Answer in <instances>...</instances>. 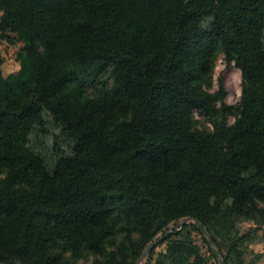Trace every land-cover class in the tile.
I'll use <instances>...</instances> for the list:
<instances>
[{"label":"trees","instance_id":"1","mask_svg":"<svg viewBox=\"0 0 264 264\" xmlns=\"http://www.w3.org/2000/svg\"><path fill=\"white\" fill-rule=\"evenodd\" d=\"M0 13L23 43L18 73L0 55V262L69 264L123 234L104 264H137L162 233L155 264H210L188 225L169 226L192 217L236 248L238 223L264 224V0H0ZM219 47L245 79L239 117L196 130L194 109L218 114L196 79ZM45 110L75 142L53 170L28 145Z\"/></svg>","mask_w":264,"mask_h":264},{"label":"rangeland","instance_id":"2","mask_svg":"<svg viewBox=\"0 0 264 264\" xmlns=\"http://www.w3.org/2000/svg\"><path fill=\"white\" fill-rule=\"evenodd\" d=\"M2 13H0L1 20ZM23 43L16 38V34L11 30H0V55L4 58L3 71L5 75L18 73L20 62L18 52ZM103 81L111 82L109 72L103 74ZM197 85L204 91L216 96L215 106L218 114L215 116L208 115L200 109H194L193 127L196 130H212L213 122L223 117L231 124L239 117V107L242 98V92L245 85L241 68L234 58H229L224 50L219 47L209 59L208 65L197 72ZM87 92L93 94V89L87 87ZM231 107L224 111V107ZM45 125H35L29 135L30 149L39 155L45 162L49 170H53L57 159L61 155L73 153L75 142L73 138L66 135L62 127L54 120L52 114L48 111L43 112ZM184 219L179 221L178 225L171 224L168 232H172L176 226L188 225L189 230L196 244L202 252L209 258L210 264H220L210 255L209 239L201 231L194 220H188L183 225ZM178 229V227H176ZM238 237L247 234L245 241L234 247L233 236L223 237L216 235L219 247H215L220 252L221 258L228 257L229 264H264V258H258L259 254L264 255V224L258 225L252 221L238 223ZM123 239V234H119L106 244L105 254H98L91 251H85L80 255H74L72 252L67 253L69 264H104L109 259V254L116 251L117 244ZM155 239H159L157 245L146 257L140 260V264H155L159 253L167 249L168 241H163L162 233H159ZM206 239V240H205ZM211 245V244H210ZM145 252V251H144ZM143 252V253H144ZM137 263V264H138Z\"/></svg>","mask_w":264,"mask_h":264},{"label":"water","instance_id":"3","mask_svg":"<svg viewBox=\"0 0 264 264\" xmlns=\"http://www.w3.org/2000/svg\"><path fill=\"white\" fill-rule=\"evenodd\" d=\"M188 220H194L196 222V224L199 226V228L201 229V231L208 237L209 239V242L213 248V250L215 251L217 257H218V260H219V263L220 264H225L224 263V260L221 258L220 256V252L217 250V248L215 247V244H214V240L212 238V236L210 235V233L208 232L207 228L198 220L192 218V217H186L185 220L181 223L182 225L184 223H186ZM159 242V239H156L155 241H153L148 247L147 249L145 250V252L143 253V255L141 256L140 260H142L144 257H146L151 251L152 249L157 245V243ZM0 264H5V263H2L0 262ZM140 264V263H138Z\"/></svg>","mask_w":264,"mask_h":264}]
</instances>
